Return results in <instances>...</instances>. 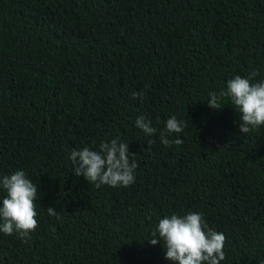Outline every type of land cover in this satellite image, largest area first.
<instances>
[{
	"label": "trees",
	"instance_id": "trees-1",
	"mask_svg": "<svg viewBox=\"0 0 264 264\" xmlns=\"http://www.w3.org/2000/svg\"><path fill=\"white\" fill-rule=\"evenodd\" d=\"M252 70L264 80V0H0V177L38 188V227L0 232V264H173L149 239L189 212L225 234L221 264H264V126L244 135L229 98L208 104ZM172 116L183 143L166 147ZM114 138L135 182L76 176L73 149Z\"/></svg>",
	"mask_w": 264,
	"mask_h": 264
},
{
	"label": "clouds",
	"instance_id": "clouds-1",
	"mask_svg": "<svg viewBox=\"0 0 264 264\" xmlns=\"http://www.w3.org/2000/svg\"><path fill=\"white\" fill-rule=\"evenodd\" d=\"M258 75L252 70L247 77L236 75L227 81L226 91L210 93L209 107L216 110L222 107L220 97H227L239 115V130L246 135L254 129L264 126V80L253 82ZM133 99L143 100L140 93L134 92ZM136 127L147 136L156 134L150 120L140 116ZM184 123L175 116L166 121L165 129L160 133L161 142L166 147L173 143L179 145L183 140L172 141L168 134L181 133ZM153 140H149L150 149ZM72 170L76 176H83L88 183L97 187H128L135 182V170L139 166L136 154L129 152V144L118 138L110 142L103 141L98 147L73 149L71 152ZM0 189L6 195L0 202V232L11 236L18 234L26 238L38 227L35 201L38 188L24 171H15L0 177ZM50 216H57L53 207H48ZM163 241L165 259L173 264H221L225 259V234L208 227L203 213L189 212L186 215L173 213L159 220L149 242L152 245Z\"/></svg>",
	"mask_w": 264,
	"mask_h": 264
}]
</instances>
